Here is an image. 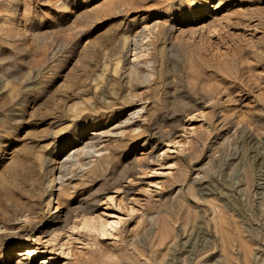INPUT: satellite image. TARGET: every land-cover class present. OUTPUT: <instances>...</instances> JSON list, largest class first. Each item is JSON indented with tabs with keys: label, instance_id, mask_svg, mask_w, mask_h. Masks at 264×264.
<instances>
[{
	"label": "rangeland",
	"instance_id": "obj_1",
	"mask_svg": "<svg viewBox=\"0 0 264 264\" xmlns=\"http://www.w3.org/2000/svg\"><path fill=\"white\" fill-rule=\"evenodd\" d=\"M0 264H264V0H0Z\"/></svg>",
	"mask_w": 264,
	"mask_h": 264
},
{
	"label": "bare ground",
	"instance_id": "obj_2",
	"mask_svg": "<svg viewBox=\"0 0 264 264\" xmlns=\"http://www.w3.org/2000/svg\"><path fill=\"white\" fill-rule=\"evenodd\" d=\"M55 209V208H54Z\"/></svg>",
	"mask_w": 264,
	"mask_h": 264
}]
</instances>
